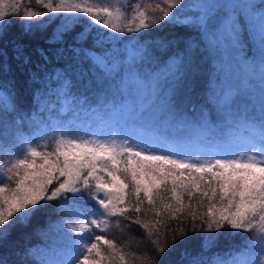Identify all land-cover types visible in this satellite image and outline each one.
<instances>
[{"label": "snow or ice", "instance_id": "1", "mask_svg": "<svg viewBox=\"0 0 264 264\" xmlns=\"http://www.w3.org/2000/svg\"><path fill=\"white\" fill-rule=\"evenodd\" d=\"M36 3L43 10H34L27 0H0V39L10 21L26 22L25 34L59 21L52 50H41V62L33 65V111H25L14 83L0 79V246L17 224L27 225L50 207L67 213L70 223L55 226L66 230L59 246L27 250L23 255L30 261L0 255V264H128L124 250L107 237L113 217L142 228L150 247L140 254L141 264H171L172 250L196 233L207 251L221 230L244 234V242L215 255L211 264H264V0H158L151 13L134 5L130 18L119 8L86 0ZM159 28L176 35L141 42ZM98 29L105 31H97L93 47L77 51ZM109 30L115 34L108 35ZM126 33L135 34L125 47L126 61L120 49L101 51ZM182 35L196 39L182 41ZM201 44L224 82L209 88L211 109L200 105L188 116L176 85L187 75V55ZM172 47L177 52L163 72L137 70V60L155 61L156 50ZM16 56L28 63L19 46ZM66 56L88 58L103 78L113 79L102 88L97 107L71 94V66L51 67ZM53 97L70 100L74 110L94 114V120L83 126L53 123L45 116L53 111ZM241 97L246 98L242 110ZM136 121L144 122L139 134L122 130L121 123L135 126ZM25 126L31 129L27 135ZM168 129L186 130L194 134L189 143L206 141L211 147L163 148L171 142ZM238 143L245 146L233 147ZM150 212L152 219L141 218ZM130 255L136 264L137 253ZM192 264L202 260L194 258Z\"/></svg>", "mask_w": 264, "mask_h": 264}, {"label": "trees", "instance_id": "2", "mask_svg": "<svg viewBox=\"0 0 264 264\" xmlns=\"http://www.w3.org/2000/svg\"><path fill=\"white\" fill-rule=\"evenodd\" d=\"M31 4L34 10H43V7L36 3V0H27ZM73 2L83 3L85 0H73ZM86 2L95 7H110L112 9L119 8L121 11L128 14L129 18L132 14V8L137 5V0H86ZM47 3V0H45ZM54 3H58V0H54ZM55 19V18H53ZM26 22L16 21L15 23L9 22V30L7 35L0 39V53H2L3 71L0 72V79H7L16 85L18 92V99L22 103L25 111H33L32 96L34 92V83L32 80V73L35 71L33 65L41 62V50H52V35L53 30L56 29L59 21L49 24H39L31 34H25L22 30V24ZM84 23H87L86 21ZM79 31V28L77 29ZM97 31L104 33L105 30L98 29L92 32V38H90L86 44L78 45L77 51L80 47L85 49H91L93 47V38L97 35ZM108 35H114L110 30ZM135 34L126 33L120 37L118 41L106 42L101 51L109 50L111 48L120 49V57L122 60L127 59V52L125 51V45L131 42V38ZM176 32L171 28H159L152 29L148 34L143 36L141 42L148 41L151 43L153 40H160L161 38L171 39ZM139 38V37H138ZM182 41L195 40V35H182L180 37ZM67 43L71 45L72 38L68 37ZM21 47L24 50V57L28 58V63H23V58L16 56V48ZM181 46V55H184ZM159 59L170 58L177 52L176 47L169 48L167 50H156ZM94 55L96 53H93ZM145 60L140 62L137 60V65L144 66ZM188 68L185 70L187 75L176 85L178 89V99L182 101V107L188 116L193 115L194 107L199 108L200 105H205L211 109V105L207 103V93L209 89V75L211 70V62L207 52V48L204 44H201L198 49H193L187 55ZM69 65L72 72L70 80L72 83L71 94L81 100L87 98L92 108L97 107V98L101 94L102 88H107L109 84L113 83L111 77L103 78L101 76V70L93 64L88 58H82L76 56L75 58L65 57L64 60L54 63L51 67L54 69H60L61 67ZM122 73V68L121 72ZM116 80L119 76L115 77ZM55 88L56 85L53 84ZM246 98H240V107L244 106ZM59 100L53 97V111L52 113H46L45 116L48 119L53 118L60 114L58 111ZM67 109H74L72 103L67 101ZM81 112V111H80ZM84 112V111H82ZM85 114L89 115L90 113ZM25 135L29 134L31 129L28 126L24 127ZM127 182V181H126ZM131 188V185H129ZM166 197L170 194L164 193ZM193 198V202L195 203ZM147 207V202H145ZM201 212L204 209H200ZM135 218L134 213H130ZM142 219H152V213H148L147 216L141 214ZM118 221V222H117ZM63 223H70V217L67 213L61 212L56 207H50L39 214L27 224H17L11 231V235L8 237L4 245L0 246V255H5L10 261H19L22 259L31 260L30 257H25V253L29 249L36 247L43 248L44 246H59L64 241L65 229L61 228L57 230L56 225ZM173 227L175 223L173 222ZM99 232V231H98ZM100 234H104L99 232ZM206 235V233H205ZM244 234H236L234 231L229 234L228 231L221 230L216 246L214 247L215 253L218 255L220 247L225 250L227 246L234 241H239ZM109 239H114L117 242L118 247H121L127 254L125 259L128 264H132L131 253H137L136 264H141L139 259L140 254L146 252L150 247L147 239L144 238L143 230L140 226L135 225L133 222L125 220L123 217H113L110 220V227L107 232ZM203 250L201 249V233L189 235L186 241H182L169 257L171 264H186L190 260L199 257L202 260V264L208 263V259L201 257ZM116 264H119L116 261Z\"/></svg>", "mask_w": 264, "mask_h": 264}, {"label": "rangeland", "instance_id": "3", "mask_svg": "<svg viewBox=\"0 0 264 264\" xmlns=\"http://www.w3.org/2000/svg\"><path fill=\"white\" fill-rule=\"evenodd\" d=\"M158 2V0H137V5H142L144 8L148 9L149 12H152V9L155 7V4ZM125 47L127 44H124ZM208 55H209V59L211 62V70H210V75H209V88L213 83H222L224 82V76L223 74H220L217 72V67H216V62L215 59L213 57V55L207 50ZM172 57L170 58H165V59H159L158 56H156L155 61L152 60H148L146 61V64L144 66H139L137 65V61H136V65H137V70L141 73V74H156V73H160L163 72L165 69V64L170 61ZM125 61L127 59H124ZM124 67H126L125 65H122V73L123 74V69ZM229 83H231V79H229L228 81ZM240 87H242V85H240ZM209 91V89H208ZM68 105H67V101L64 98H61L59 101V105H58V111L60 112V114H57L52 122L55 123V121L57 119L62 120L64 122H73V123H77L81 126L87 124L89 121H93L94 120V114H85V112H80L78 110H68L67 109ZM241 110L243 109V106L240 107ZM215 122V121H214ZM144 124L143 121H136L135 126H133V124L131 122L129 123H121V127L122 130L126 133V134H130V135H137L140 132V128L141 126ZM167 135L169 136V139L171 140L170 143H162L160 146L163 148H172V149H176V150H180V151H186V152H196V151H202V150H207L209 147H211V145H208L206 141H202L200 143H189L193 140L194 138V134L190 133L188 131H177L175 129H168L167 130ZM245 145L242 143H238L233 145V147H244ZM97 234H100L99 232H97ZM209 233H206V235H208ZM216 242L214 243V246L211 247L210 249H208L207 251H203L201 254V257L203 259H208V263L206 264H211L212 258L217 255L215 253V249L214 247L216 246ZM244 242V235L240 238L239 241H234L231 242L227 248L225 250L221 249L220 247L218 248V252L220 255L225 254V253H229L232 251H235L236 249L240 248L242 246ZM47 246H44L43 248H45ZM102 247H106V246H102ZM107 253L102 251V255H106ZM193 260H190L188 263L186 264H192Z\"/></svg>", "mask_w": 264, "mask_h": 264}]
</instances>
